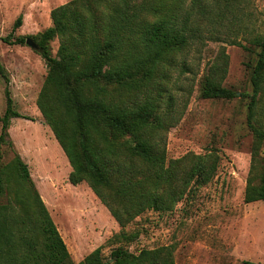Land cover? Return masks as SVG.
<instances>
[{
    "label": "trees",
    "instance_id": "obj_1",
    "mask_svg": "<svg viewBox=\"0 0 264 264\" xmlns=\"http://www.w3.org/2000/svg\"><path fill=\"white\" fill-rule=\"evenodd\" d=\"M253 3L73 0L56 8L52 27L32 38L48 68L38 108L72 166L71 183L87 182L121 226L115 239L132 242L138 236L125 228L135 219L150 210L173 209L216 175L217 153L188 155L169 165L166 154L167 134L183 115L169 87L172 73L181 56L208 41L256 54L247 121L254 143L245 203H264V124L256 113H264V33L251 28ZM22 25L20 16L10 35L0 34V42L27 44L15 39ZM56 40L54 56L50 45ZM227 72L223 51L204 77V99L237 97L224 86ZM0 75L9 83L1 64ZM6 95L2 142L11 120L22 118L8 89ZM174 252L173 246L138 254L118 247L107 259L99 247L77 264H176ZM0 264H76L19 155L5 168L0 165Z\"/></svg>",
    "mask_w": 264,
    "mask_h": 264
},
{
    "label": "rangeland",
    "instance_id": "obj_2",
    "mask_svg": "<svg viewBox=\"0 0 264 264\" xmlns=\"http://www.w3.org/2000/svg\"><path fill=\"white\" fill-rule=\"evenodd\" d=\"M71 1L0 0V34L10 35L22 16L15 39H34L52 27V12ZM252 10L251 28L264 33V0H254ZM50 46L57 56L59 40ZM223 51L228 60L224 86L238 95L232 100L204 99V77ZM181 57L169 87L183 115L167 134V165L212 151L219 156L218 170L208 185L187 194L173 209L150 210L135 219L125 231L138 237L121 242L115 239L123 232L121 226L90 185L71 183L72 166L38 108L48 74L45 60L27 44L0 42V64L9 78L7 83L0 75V165L5 168L18 155L28 165L74 263L99 247L108 259L118 247L138 254L173 246L176 264H264V203H245L254 143L247 121L256 54L238 45L208 41ZM7 89L22 118L11 120L9 135L2 142ZM256 113L264 124L263 110ZM6 201L4 197L2 202Z\"/></svg>",
    "mask_w": 264,
    "mask_h": 264
},
{
    "label": "water",
    "instance_id": "obj_3",
    "mask_svg": "<svg viewBox=\"0 0 264 264\" xmlns=\"http://www.w3.org/2000/svg\"><path fill=\"white\" fill-rule=\"evenodd\" d=\"M26 43L29 47H31L32 49H34L35 51H40V46L37 42H35L32 38H28L26 40Z\"/></svg>",
    "mask_w": 264,
    "mask_h": 264
}]
</instances>
